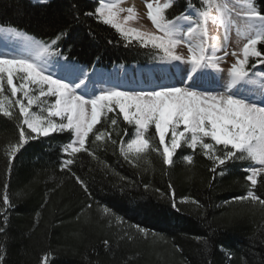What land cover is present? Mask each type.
<instances>
[{"label":"trees","instance_id":"trees-1","mask_svg":"<svg viewBox=\"0 0 264 264\" xmlns=\"http://www.w3.org/2000/svg\"><path fill=\"white\" fill-rule=\"evenodd\" d=\"M188 3L201 7V0H176L168 18L184 12ZM255 3L264 12V0ZM97 6L98 0H0V28L45 41L58 30H68L61 50L89 74L129 72L134 67L145 71L169 64L157 59L150 46H139L135 40L126 46L115 29L95 15H84ZM14 112L18 114V108ZM101 119L94 132L107 128L119 140L115 132L128 128L123 139L132 137L134 129L122 116L115 131L108 119ZM16 123L0 114V212L5 210V194L11 205L6 224L0 216L2 264H44L45 257L47 264H264V208L235 199L250 187L245 171L249 161L227 162L224 175H219L224 166L213 173L212 161L199 149L193 152L184 146L172 165L163 164L151 150L140 160L130 157L134 163H129L119 143H93L90 134L86 148L96 158L81 152L69 168H63L62 162L70 158L62 151L70 141L64 132L30 140L11 158L9 167L6 149L18 139ZM147 135L158 145L154 128ZM187 155L193 156L192 164L183 159ZM77 176L87 184V192L76 182ZM253 191L264 198L259 177ZM105 207L108 215L103 214ZM124 233L132 239H120Z\"/></svg>","mask_w":264,"mask_h":264},{"label":"snow or ice","instance_id":"snow-or-ice-1","mask_svg":"<svg viewBox=\"0 0 264 264\" xmlns=\"http://www.w3.org/2000/svg\"><path fill=\"white\" fill-rule=\"evenodd\" d=\"M46 2L41 0V3ZM120 2L98 0L94 12L84 15H95L99 22L115 29L126 46H131L135 40L139 46H150L160 61L183 66L181 83L184 86L140 91H121L113 87L100 89L98 94L95 90L89 93L86 83L92 78L89 72L61 50L68 30H58L54 38L45 41L14 28L6 29L23 38L19 49L0 53V114L15 119L19 129L17 141L6 149L9 167L11 158L30 140L53 133H69L70 141L62 151L70 158L62 162L63 168H69L81 152L96 158L95 153L86 148L90 134L94 136L93 143L102 140L113 145L119 143L120 152L129 163H134L131 158L140 160L142 154L151 150L162 157L163 164L172 165L177 149L186 146L193 152L199 149L212 161L213 173L224 166L220 167L219 175H224L227 162L249 161L245 171L250 187L246 195L235 199L264 208V198L253 191L258 177L264 185V68L257 67L264 65V12L257 8L255 0H233L232 3L201 0V7L188 3L184 12L169 19L167 11L175 6L176 0H165L162 4L159 0L155 3L149 0L147 17L156 29L153 33L125 27L135 18V12L132 7H119ZM124 11L128 15L121 20L120 13ZM210 23L223 27V44L219 36L209 35ZM233 30L237 42L243 40V43L238 50L229 52L228 42ZM181 45L187 48V56L176 52ZM217 51H223V56L216 55ZM229 56L234 57V62L225 69L221 61ZM54 65L63 70L61 74L49 70ZM220 80L224 83L220 84ZM49 97L54 100L49 101ZM33 106L39 111H33ZM107 113H115V117H107ZM120 116L134 129L127 142L123 137L128 135V128L115 132L119 140L113 139V132L107 128L93 131L102 123V117L110 121L109 127L115 131ZM150 128H154L158 136V145H153L147 135ZM183 159L188 164L193 163L192 155ZM75 179L87 192V184L78 176ZM4 187L6 189L7 185ZM2 205L5 210L0 216L6 224L7 208L11 206L7 194L3 196ZM172 207H176L174 201ZM109 211L105 207L103 214L108 215ZM139 231L147 234L142 228ZM0 232H4L3 227ZM125 238L132 239L127 233L120 237ZM103 243L106 247L109 245L107 239ZM207 244L205 240V249ZM3 259L4 250L0 245V264Z\"/></svg>","mask_w":264,"mask_h":264},{"label":"rangeland","instance_id":"rangeland-1","mask_svg":"<svg viewBox=\"0 0 264 264\" xmlns=\"http://www.w3.org/2000/svg\"><path fill=\"white\" fill-rule=\"evenodd\" d=\"M99 1L111 2V0H99ZM141 1H145V0H140V2ZM164 2H160V3L162 4ZM232 2L233 0H229V3ZM123 5L124 4L121 1L119 7L126 9V6ZM134 12H135V18L128 21L125 24V27L138 29L144 32H153V33L156 32V29L154 28L151 21L147 17V12L145 11V9H142L141 7L140 10L134 9ZM213 14L215 15V10H213ZM127 15L128 13L126 11L121 12L120 13L121 20H123V18L126 17ZM208 31L210 36H219L220 44H223V35H224L223 27L218 28L217 26L210 23L208 25ZM22 40H23L22 37H17L10 32H6L5 30L0 29V53H12L13 51L19 49L22 46ZM242 43L243 40L239 41V43L237 42V37L235 35V31L233 30L230 33V40L228 42V51L231 52L232 50H238L239 46H241ZM176 52L178 54L187 56V48L184 47L183 45L177 47ZM223 54H224L223 51L216 52V55L218 56H223ZM232 62H234V57L229 56L225 61H221V67L227 69V67H229ZM181 67L183 66L177 67L175 66L174 63H169L163 65V67L161 66L159 68H155L149 72L132 69L130 72L115 71V72L105 73L104 75L89 74L92 78L90 81H86V83L88 84L89 93L95 90L97 94L99 93L100 89H109L113 87L121 91H125V90L140 91V90H152V89L159 90L163 86L183 87L184 84L181 83V75H182ZM49 70L56 75L61 74V72L63 71L59 66H55V65L51 67ZM205 79H207V77ZM219 83L223 84L224 80H220ZM50 98L53 97H49V99ZM37 111H39V109H37ZM53 134H58V133H53ZM256 167H259V165H256Z\"/></svg>","mask_w":264,"mask_h":264},{"label":"bare ground","instance_id":"bare-ground-1","mask_svg":"<svg viewBox=\"0 0 264 264\" xmlns=\"http://www.w3.org/2000/svg\"><path fill=\"white\" fill-rule=\"evenodd\" d=\"M122 1V3L124 4L123 6H126V9L127 8H129V7H132V8H134V9H137V10H140V8L142 7V9H145V11L147 12V8H146V2H149V0L147 1V0H145V1H141L140 2V0H132V1H128V0H121ZM165 0H159V2H164ZM150 2H156V0H151ZM159 67H161V66H159ZM159 67H155V68H159ZM163 67V66H162ZM155 68H151V69H149V70H145V71H147V72H149V71H151V70H153V69H155ZM132 69H136L137 70V68L136 67H134V68H132ZM131 69V70H132ZM130 70V71H131ZM129 71V72H130ZM139 71V70H138Z\"/></svg>","mask_w":264,"mask_h":264}]
</instances>
